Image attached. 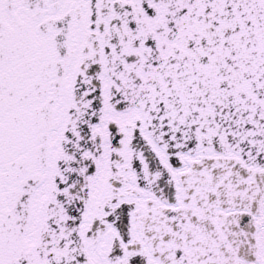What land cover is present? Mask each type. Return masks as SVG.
Wrapping results in <instances>:
<instances>
[{"label": "snow or ice", "instance_id": "6c2138e0", "mask_svg": "<svg viewBox=\"0 0 264 264\" xmlns=\"http://www.w3.org/2000/svg\"><path fill=\"white\" fill-rule=\"evenodd\" d=\"M0 264H264V0H0Z\"/></svg>", "mask_w": 264, "mask_h": 264}]
</instances>
